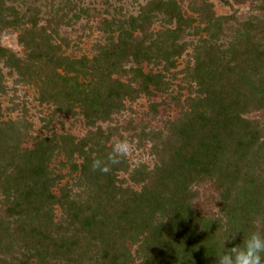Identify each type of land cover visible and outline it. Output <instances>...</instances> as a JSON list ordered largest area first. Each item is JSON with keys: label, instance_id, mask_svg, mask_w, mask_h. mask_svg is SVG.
I'll return each instance as SVG.
<instances>
[{"label": "trees", "instance_id": "16d2710c", "mask_svg": "<svg viewBox=\"0 0 264 264\" xmlns=\"http://www.w3.org/2000/svg\"><path fill=\"white\" fill-rule=\"evenodd\" d=\"M83 1L0 0V36L18 31L21 48L18 55L0 45V95L7 69L16 86L35 88L37 102L51 109L47 130L58 116H79L88 128L81 138L55 131L31 137L32 125L3 121L0 105V264H217L224 244L264 233V119L247 118L264 111V17L251 15L225 34L222 24L232 17L215 18L207 0L191 1L199 21L214 24L184 72L196 84L194 97L178 104L180 116L162 130L142 127L136 135L152 144V169L141 163L130 170L125 159L104 174L92 170L93 159H106L112 137L128 128L99 123L113 121L126 102L167 90L188 45L178 39L193 19L183 14V0H148L137 15L105 22L103 42L74 58L53 36L69 15L84 12ZM157 19L173 28L153 32ZM144 65L162 70L145 72ZM159 106L151 103L152 113ZM28 140L31 147H23ZM202 178L222 190L220 218L191 210L186 194Z\"/></svg>", "mask_w": 264, "mask_h": 264}, {"label": "rangeland", "instance_id": "374dc122", "mask_svg": "<svg viewBox=\"0 0 264 264\" xmlns=\"http://www.w3.org/2000/svg\"><path fill=\"white\" fill-rule=\"evenodd\" d=\"M148 0H121L108 3L97 0H85L80 3V9L84 11L78 14V18L69 15V21L60 26L57 34L53 37L56 43H66L63 46L67 55L79 58L82 55L90 56V48L97 42H103L106 32L104 31L105 22H111L113 19L123 20L129 16L137 15L139 7L144 5ZM193 0H183L180 3L181 10L186 18H192L193 22L189 28H186L178 43L188 44L182 56L175 60V68L171 72L176 75H167L168 88L163 93H157L155 97L148 98L141 96L134 102H126L125 109L121 113L113 116V121L99 123L103 130L114 128H128L126 138L136 145V152L127 158L130 164V170H133L139 164H145L150 169L154 166V156L152 155V144L145 139H138L136 135L140 134L142 127L149 130H162L167 120H175L180 116L181 108L178 104L184 106L188 97H194L191 91H195L196 84L190 81L185 75V71L192 67L195 62L194 47L202 44L203 41L210 39V33L214 31V24L209 28L207 23H202L198 19V14L191 12L190 5ZM197 5H201L203 0H194ZM210 4L211 14L215 18L232 17L228 24H222V30L228 34L227 29L235 28L237 22L244 23L249 20L251 15L259 18L264 17V10L258 8L264 6V2L258 0L251 4L250 2L237 3L234 0H207ZM162 27H170L162 23V20H155L152 31L160 30ZM114 26H112V29ZM208 28V29H207ZM18 31L6 30L0 36V45L21 55V48L17 42ZM139 36V35H138ZM230 38L220 39V45L228 43ZM188 68V69H187ZM145 72L152 71L158 73L162 70V65H144ZM4 86L6 90L0 95V105L3 115V121H27L32 125L30 131L31 137H42L50 135L51 131L56 133L66 132L77 138L83 137L88 128L83 119L77 117L58 116L52 121L50 130L45 128V119L51 113L48 106L40 105L37 102V90L33 87H19L15 85V76L8 75V70L3 69ZM182 71V72H181ZM181 72V73H180ZM16 88V91L14 89ZM151 103H157L158 114L152 113ZM249 119L263 120L264 111L247 115ZM131 126L136 127L135 131ZM32 141L28 140L23 147H31ZM58 160L53 161V165ZM65 171V170H64ZM121 179H128L127 174H120ZM66 182L64 180L61 184ZM127 185H131L127 181ZM133 187V186H132ZM134 188L138 189V187ZM82 189L74 187L77 193ZM222 190L218 187L214 179L202 178L190 185L187 198L193 213L203 219H217L221 217L220 202ZM56 216L59 217V210L56 209ZM133 264H139L135 261Z\"/></svg>", "mask_w": 264, "mask_h": 264}, {"label": "clouds", "instance_id": "9594fccd", "mask_svg": "<svg viewBox=\"0 0 264 264\" xmlns=\"http://www.w3.org/2000/svg\"><path fill=\"white\" fill-rule=\"evenodd\" d=\"M111 145V152L106 159H93L91 164L93 171L99 170L107 174L113 166L131 157L137 150L136 145L126 138L125 133L113 136ZM258 222L254 221V223ZM216 260L217 264H264V233L254 230L242 244L230 249H226L224 244Z\"/></svg>", "mask_w": 264, "mask_h": 264}]
</instances>
